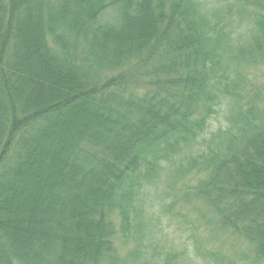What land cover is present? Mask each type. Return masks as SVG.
I'll return each mask as SVG.
<instances>
[{"label": "trees", "instance_id": "16d2710c", "mask_svg": "<svg viewBox=\"0 0 264 264\" xmlns=\"http://www.w3.org/2000/svg\"><path fill=\"white\" fill-rule=\"evenodd\" d=\"M226 1L0 0V264H126L159 185L264 263V0Z\"/></svg>", "mask_w": 264, "mask_h": 264}, {"label": "rangeland", "instance_id": "374dc122", "mask_svg": "<svg viewBox=\"0 0 264 264\" xmlns=\"http://www.w3.org/2000/svg\"><path fill=\"white\" fill-rule=\"evenodd\" d=\"M203 1L215 9L229 4L228 1L222 4H216L218 0ZM262 74L263 85L264 68ZM213 126L217 129L219 123L214 121ZM165 189L163 185L150 186L138 200L143 217L133 226L132 239H119L117 247L119 257L126 264H217L216 256L227 264H260L245 256L247 243L201 220L195 205L176 206L167 198L171 192Z\"/></svg>", "mask_w": 264, "mask_h": 264}]
</instances>
